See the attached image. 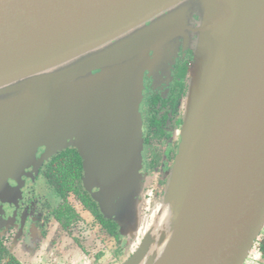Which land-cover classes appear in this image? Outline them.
<instances>
[{
  "label": "water",
  "instance_id": "1",
  "mask_svg": "<svg viewBox=\"0 0 264 264\" xmlns=\"http://www.w3.org/2000/svg\"><path fill=\"white\" fill-rule=\"evenodd\" d=\"M180 39L195 59L178 154L162 200L143 195L122 229L137 243L122 264H244L264 230V0H0V197L64 143L116 221L134 170L146 180L144 71Z\"/></svg>",
  "mask_w": 264,
  "mask_h": 264
},
{
  "label": "flooded vegetation",
  "instance_id": "2",
  "mask_svg": "<svg viewBox=\"0 0 264 264\" xmlns=\"http://www.w3.org/2000/svg\"><path fill=\"white\" fill-rule=\"evenodd\" d=\"M179 41L169 46L177 50L171 63L143 75L141 158L144 194L151 200L164 194L181 142L195 45ZM148 56L155 59L153 52ZM63 145L40 146L23 172L10 178L13 194L0 197V264H122L136 250L137 243L102 211L98 188L86 183L82 152ZM244 264H264V230Z\"/></svg>",
  "mask_w": 264,
  "mask_h": 264
},
{
  "label": "rangeland",
  "instance_id": "3",
  "mask_svg": "<svg viewBox=\"0 0 264 264\" xmlns=\"http://www.w3.org/2000/svg\"><path fill=\"white\" fill-rule=\"evenodd\" d=\"M187 3H191V2L188 1ZM187 3H185V5ZM169 11H171V10H169ZM106 45L108 46V44H106ZM106 45H104L103 48L101 47L102 48L101 50L107 48ZM95 51L96 50L91 52L90 56L94 55ZM7 96H9V95H7ZM64 145H63V147H64ZM134 171L136 172L135 173V178H132L131 180H129L128 186H126V190H125L124 196L122 197V205L121 206H120L121 199H120V197L118 198V200H119L118 201V206L119 207L116 210L115 218H117L116 221L118 222L122 233H123V230L126 229L127 224H131V222L133 220V217H134V214L137 211V208H138V206L140 204L141 197L143 195L145 196L144 193H146L147 184H146V180L144 181L142 179V176L140 174V167H138ZM163 191H164V194H162V195H165L166 188ZM13 192H14V190H12L10 194H7V196H4L3 199H7V197L12 195ZM162 195L160 197L156 198L155 200L156 201H161L162 197H163Z\"/></svg>",
  "mask_w": 264,
  "mask_h": 264
},
{
  "label": "bare ground",
  "instance_id": "4",
  "mask_svg": "<svg viewBox=\"0 0 264 264\" xmlns=\"http://www.w3.org/2000/svg\"><path fill=\"white\" fill-rule=\"evenodd\" d=\"M167 211H168V208H167V205L163 208V218L165 216H167ZM175 226H176V222L172 223V225L170 226V234L173 233L174 229H175Z\"/></svg>",
  "mask_w": 264,
  "mask_h": 264
},
{
  "label": "trees",
  "instance_id": "5",
  "mask_svg": "<svg viewBox=\"0 0 264 264\" xmlns=\"http://www.w3.org/2000/svg\"><path fill=\"white\" fill-rule=\"evenodd\" d=\"M144 164V163H143ZM145 171V170H144Z\"/></svg>",
  "mask_w": 264,
  "mask_h": 264
}]
</instances>
